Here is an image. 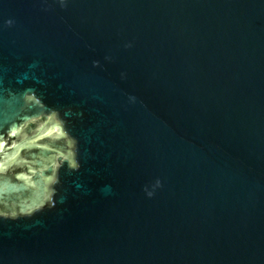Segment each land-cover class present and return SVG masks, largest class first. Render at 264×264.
I'll list each match as a JSON object with an SVG mask.
<instances>
[{"label": "water", "instance_id": "95a60500", "mask_svg": "<svg viewBox=\"0 0 264 264\" xmlns=\"http://www.w3.org/2000/svg\"><path fill=\"white\" fill-rule=\"evenodd\" d=\"M0 264H264V0H0Z\"/></svg>", "mask_w": 264, "mask_h": 264}, {"label": "flooded vegetation", "instance_id": "af4514ba", "mask_svg": "<svg viewBox=\"0 0 264 264\" xmlns=\"http://www.w3.org/2000/svg\"><path fill=\"white\" fill-rule=\"evenodd\" d=\"M15 214H16L15 210H13L12 213H10V215H15Z\"/></svg>", "mask_w": 264, "mask_h": 264}]
</instances>
